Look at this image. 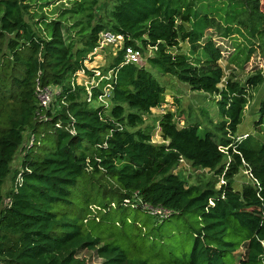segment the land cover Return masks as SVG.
I'll return each instance as SVG.
<instances>
[{
	"label": "trees",
	"instance_id": "obj_1",
	"mask_svg": "<svg viewBox=\"0 0 264 264\" xmlns=\"http://www.w3.org/2000/svg\"><path fill=\"white\" fill-rule=\"evenodd\" d=\"M34 1L0 0V264H86L79 258L83 250L95 251L102 264H264V141L238 136L250 91L264 86V73L245 85L232 79L223 84V54L207 35L216 29L223 39L244 37L248 46L237 48L234 61L246 63L264 43V1L115 0L108 17L93 24L97 2L86 7L76 0L62 17L79 12L87 18L81 30L80 20L66 29H77L80 45L74 36L66 38L62 18L33 11ZM106 31L123 36L124 46L102 73L113 71L112 82L103 80L87 101L86 87L73 88L72 82L82 69L94 75L85 62ZM127 48L145 60L126 63ZM156 75L215 97L219 127H180L176 111H169L158 122L163 142L154 143L155 129L145 126L144 117L167 95ZM110 82L105 106L98 98ZM38 83L61 88L47 121L37 117ZM257 115L256 129L264 136V100ZM27 132L39 144L26 150L23 183L7 194L11 205L3 209V186ZM182 161L223 176L225 183L219 189L188 185L174 172ZM243 169L251 181L237 190ZM88 187L102 189L98 203L88 201V230L78 219L59 224L55 205H70V197ZM145 205L172 213L161 219ZM113 211H136L153 226L136 221L137 238L99 234L90 223H108ZM184 215L192 218L187 231L194 241L180 256L165 242L167 236L174 241L175 231L168 235L161 224Z\"/></svg>",
	"mask_w": 264,
	"mask_h": 264
},
{
	"label": "rangeland",
	"instance_id": "obj_2",
	"mask_svg": "<svg viewBox=\"0 0 264 264\" xmlns=\"http://www.w3.org/2000/svg\"><path fill=\"white\" fill-rule=\"evenodd\" d=\"M76 0H35L33 3V11L38 12L39 14H45L50 19H60L64 21L65 26V35L66 38L70 36H74L75 43L80 45V40L78 35L75 33L77 29L81 30L86 24L87 18L84 14L79 12H71L67 14V16L62 17V14L68 9H74ZM81 2H85V6L88 7L89 2L96 1V5H94L95 11V19L93 24L97 23L101 19H106L108 17L109 11L114 6L115 0H78ZM264 1V0H262ZM71 16V18L69 17ZM85 17V18H83ZM82 21L77 29L73 32L66 30L69 26H74L77 24V21ZM207 35L212 37L217 44V46L221 49L223 58L221 60V65L224 69V80L223 84L227 82V80H237L241 84L245 85V82L256 74L257 72L264 73V43L261 47L257 48V50L249 57L248 61L242 65H238L235 58L237 56V48H244L248 46L247 41L244 37L241 36H233L231 39H223L219 36L216 29H211L207 31ZM124 46V43L120 42V44L107 46L103 50L97 52L95 57L97 56L101 63L94 65L95 67H90L93 62H89L87 66L88 70L91 72L94 70L100 73L106 71L117 52L120 51ZM244 55H241V59L245 58L247 50L244 51ZM144 61L145 59L142 58ZM87 63V62H86ZM110 73V72H109ZM112 75V74H111ZM157 79L167 87V95L166 102L162 107L154 108L150 115L145 116V126L152 127L153 130V142L154 143H162L163 139L161 136V131L159 128V119L165 112L176 111L177 119L180 120V127L184 126V124L191 123H200L202 127H208L210 129L215 130V128L219 127L221 117L219 116V108L217 105V101L215 97L210 94L202 93V92H194L191 89L183 84L178 82L176 79L163 76L156 75ZM86 77H83L84 79ZM88 81L90 80V76H87ZM10 83V79L8 80ZM80 83H83L81 80ZM250 99L249 103L246 106L245 111V119L243 124L239 127L238 136L246 135V134H254L255 136L261 138L264 141V136L259 134L256 129V122L259 121L260 117L257 115L259 111V107L261 102L264 100V86H259L258 88L250 91ZM178 100V101H177ZM57 98L53 100L52 108L57 107ZM222 134V132H221ZM31 132H27L25 134V142L20 152L16 155L14 163L12 164L11 174L6 179V182L3 186V194L4 203L2 208L4 209L8 203V193L14 188V179L16 171H20L22 168L23 157L25 156L28 138L30 137ZM54 142V140H53ZM55 144V142H54ZM46 147L45 143L43 144L41 150ZM175 173L180 175L188 185H199L201 187H207L209 185L216 186L219 189L224 183L223 176H218L215 172L210 170L197 169L193 167L190 163L186 161H182L178 168L174 170ZM251 181L250 173L247 169L241 170V172L235 178V188L237 190H241L245 183H249ZM114 184L115 182L111 180ZM109 186V185H108ZM101 187L98 189H92L91 187L84 188L80 192L75 193L70 197V205L65 203H58L55 205L54 212L57 214V219L59 224H65L66 221L71 219H78L80 224H83L86 230H88V224H84V219L87 218L88 214V201L91 203H98L95 200V197L98 195V191H101ZM104 191V190H103ZM107 201H110L107 198ZM108 203V202H107ZM111 209V208H110ZM129 217L130 223L123 224L122 221L124 217ZM111 219L108 223L96 224L94 222L90 223L91 226L95 227L97 232L101 235L109 236V235H123L129 234L133 237L137 238V234L139 233L138 228L135 226L136 221L140 224H145V222H149V226H153V222L149 219L148 216L139 214L136 211H130L128 213H124L122 211H113L111 215ZM188 220L192 221L191 216L184 215L182 217H173L170 220L159 223L161 224L162 229L167 231V234L174 232L176 237L174 241L171 240L170 236H167L165 242L167 244L172 245L174 252L177 255L182 256L184 253H190L193 245V237L187 231V222ZM119 222L122 225L116 226V223ZM64 228V227H62ZM124 241H127L124 239ZM128 242V241H127ZM125 242V243H127ZM124 243V242H123ZM244 253V249H240L236 257L239 258V254ZM79 258L84 259L86 264H102L103 260L100 259L95 251L83 250L79 253ZM236 264H239L237 262Z\"/></svg>",
	"mask_w": 264,
	"mask_h": 264
},
{
	"label": "built area",
	"instance_id": "obj_3",
	"mask_svg": "<svg viewBox=\"0 0 264 264\" xmlns=\"http://www.w3.org/2000/svg\"><path fill=\"white\" fill-rule=\"evenodd\" d=\"M120 42L124 43V37L118 34H115L110 31L103 32L100 35L99 39V45L94 50V52L89 56V59L97 54L100 50H103L107 46L112 45H118ZM126 63H139L142 60V53L134 48H127L126 49ZM88 62V61H86ZM85 62V66H86ZM88 69V67L86 66ZM94 75L90 77V80L88 81V73L85 69H82L79 73L75 75V78L73 79L72 86L75 88L76 85L85 86L87 90V101H92V90L93 88L98 87L103 80H109L112 82L113 80V71H110V73L107 76H104L102 73L93 71ZM112 74V75H111ZM83 76L86 77L85 81L83 83L79 82V77ZM108 83L105 85L103 89V94L99 96L98 102L100 104H103L105 106H109V98L111 96V90H112V83ZM61 88L58 86H46L43 87L40 83H38L37 86V98H38V104H39V111L37 113V117L41 121H47L48 117L46 115V111L50 110L52 108L53 100L57 98V96L60 94ZM25 142V141H24ZM35 144H39L37 136L35 134L30 135L28 138V144L26 150H29L30 148L34 147ZM14 190H17L19 186L23 183V171L22 169L17 174V177L14 181ZM11 205L10 198L8 199V203L6 206ZM145 208L148 210V212L156 217H159L161 219L167 218L172 212L165 210L162 207H153L150 205H145Z\"/></svg>",
	"mask_w": 264,
	"mask_h": 264
},
{
	"label": "crops",
	"instance_id": "obj_4",
	"mask_svg": "<svg viewBox=\"0 0 264 264\" xmlns=\"http://www.w3.org/2000/svg\"><path fill=\"white\" fill-rule=\"evenodd\" d=\"M89 62H93L92 64H90L91 66L90 67H95L94 65H97L98 63H101V61L98 59V57L96 56H93V57H91L89 60H88V62L86 63V66L88 65V63ZM87 67H89V66H87ZM90 70V69H89ZM89 76V75H88ZM91 77V76H90ZM83 78V76H80L79 77V82L82 80L83 82L85 81V78L84 79H82ZM167 103V102H166ZM153 111V110H152Z\"/></svg>",
	"mask_w": 264,
	"mask_h": 264
}]
</instances>
